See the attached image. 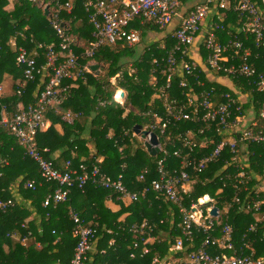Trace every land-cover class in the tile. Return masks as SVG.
I'll return each instance as SVG.
<instances>
[{
    "label": "trees",
    "instance_id": "trees-1",
    "mask_svg": "<svg viewBox=\"0 0 264 264\" xmlns=\"http://www.w3.org/2000/svg\"><path fill=\"white\" fill-rule=\"evenodd\" d=\"M85 2L75 0L71 13L63 12L62 18L75 39L73 48L80 56V63L96 64L99 71L86 73L83 79L64 81L63 87H68L67 97L60 106L45 114L51 126L37 135V146L58 169H63L68 161L74 169L84 165L91 171L97 166L112 179L123 175L124 185L131 193H139L146 188L150 192L144 199L130 201L89 183L84 190L71 189L66 202L44 207L45 200L55 193L58 185L43 182L38 165L26 156L25 149L8 129L0 128V200L14 202L12 209L0 214V264H69L77 245L71 211L78 212L86 223L97 229L98 253L94 264H152L157 255L168 257L171 246L181 236L178 228L180 216L176 207L151 191L152 182L159 177L158 162L166 159V168L173 175L174 171L184 170L181 158L175 156L176 152L182 157L200 160L209 156L228 137L221 134L218 122L203 121L204 111L200 109L194 120L173 122L164 136L155 131L162 152L151 157L144 142L134 134V127H144L146 123L152 126L155 124L153 115L166 119L165 98L176 108H185L187 113L193 114L203 94L211 91L215 108L226 103V95L235 101L230 122H238V117L245 116L234 134L237 139L240 132L252 127L254 122L264 125L259 118L264 95L253 80L233 79L207 70L209 52L204 44L197 47L192 60L181 53L176 54L178 62L194 63L197 71L194 76L185 78L174 74L169 86L166 60L175 41L170 35L164 38L166 30L143 18H138L128 28L139 33L137 44L130 46L120 41L99 48L93 59L85 58L84 54L94 42V28L85 12ZM8 5L9 0H0V83L5 74L20 83L25 80L24 68L17 65L18 48H24L36 60L37 70H41L24 89L18 84L13 95L0 100V113L5 106L7 113L13 116L22 106H33L37 102L46 76L42 68L47 65V49L40 46L54 44L58 51L59 38L37 4L16 0L12 11L6 10ZM221 14L226 34H217L218 41L226 44L229 39L238 38L244 42L252 54L249 63L258 72H264V49L255 46L253 36L235 33L240 26V15L235 12ZM13 40L16 41V50L11 46ZM141 43H145L142 53L137 48ZM153 76L156 84L152 83ZM19 90L21 95L17 94ZM119 90L126 93L123 105L114 101ZM67 112L77 115L73 124L63 121ZM57 126L63 129V134L58 133ZM90 143L95 147L93 156L89 155ZM239 149V164L245 166V178H238L236 165L223 172L232 160L227 150L203 174L187 169L191 190L184 195V204L189 208L202 197L210 196L220 214L215 236H220L222 229L229 225L233 229V244L238 252L264 258V191L260 186L264 184V146L248 144L245 149L242 146ZM57 151L61 152L62 166L53 157ZM99 158L103 161L98 162ZM145 170L148 173L143 175ZM28 180L37 182L35 190L23 188L22 183ZM109 199L120 206L119 211L113 212L106 206ZM258 201L262 203L258 212L247 211L248 205ZM211 206L205 204L201 208L206 212ZM126 214L131 217L120 221ZM257 216L262 217L260 222H256ZM144 222L148 226L145 234H135L133 227L140 228ZM252 227L254 230L250 231ZM150 236L155 241L145 246L143 242ZM111 241H114L112 246ZM203 241L204 235H197L195 248ZM134 244H137L136 249ZM246 245H250L252 251ZM144 248L149 249L148 254L143 255ZM102 251L105 253L101 254ZM209 251L213 255L222 253L217 248ZM133 254H136L135 258H131Z\"/></svg>",
    "mask_w": 264,
    "mask_h": 264
},
{
    "label": "built area",
    "instance_id": "built-area-1",
    "mask_svg": "<svg viewBox=\"0 0 264 264\" xmlns=\"http://www.w3.org/2000/svg\"><path fill=\"white\" fill-rule=\"evenodd\" d=\"M29 1L37 4L44 12L45 10L48 11L47 17L50 26L59 38V50L57 51L54 44L40 46V48L47 49V65L42 68L46 72V76L45 81H43V89L37 96V102L33 106H22L18 113L13 116H10L5 106H2L0 128L8 129L10 134L25 149L26 156L38 165L43 182L58 185V189L54 194L47 197L43 206L50 207L64 203L68 200L71 189L77 187L84 190V187L89 183L126 200L138 201L140 198H146L150 189L146 188L139 193L129 192L124 185L123 175L112 179L101 172L97 166H94L91 171L84 165H81L79 169H74L69 161L63 169H58L54 162L47 160L38 148L37 135L47 131L49 127L45 114L48 110L60 106L67 97L68 87H63L64 81L83 79L86 73H92L90 66L94 64L83 65L80 63V56L74 52L73 48L75 39L68 32L66 23L62 18L63 12L71 13L75 0ZM84 8L85 12L88 13L90 24L94 28V42L84 54L87 59H93L95 52L106 45H114L120 41H125L130 46L137 44L140 41L139 33L128 28L132 22L138 18H143L161 30H166L164 38L170 35L175 41V45L169 51L166 60L170 73L167 79L169 86L174 74H179L185 78L186 76H194L197 71V66L194 63L178 62L176 54L181 53L192 60L198 51L197 47L204 44V48L209 52L207 58L209 68H206L207 70L233 79L253 80L258 91L264 95V72H258L249 63L252 54L245 47L244 42L238 38H233L229 39L226 44H222L217 39V34H226L225 28L222 26L224 17L221 12H235L240 15V26L237 27L235 33L241 36H253L255 46L264 49V0H86ZM183 8L185 12L180 13ZM176 19L178 24L171 30L170 27ZM163 48L165 47L163 46ZM17 52V65L24 68L25 76V80L19 83V87L24 89L28 82L34 80L36 73H41V70H37L36 60L31 58L24 48H18ZM155 82L156 79L153 76L152 83L156 84ZM182 85L185 86V84ZM21 92L19 90L17 94L21 95ZM4 93L5 89L0 83V100ZM212 94L213 91L203 94V99L193 114L187 113L185 108H176L165 98L166 119L153 115L155 124L151 126L146 123L143 127L150 134L158 131L161 136H164L173 122L194 120L201 109L204 111L202 120L218 122L221 134L228 137V139L220 142L209 156L200 160L188 159L176 152L175 156L181 158L184 170L174 171L173 175L166 168V159L158 162L159 177L158 180L152 182L151 191L161 195L172 207L178 209L180 216L178 228L181 231V236L171 246L168 257L161 258L157 255L152 264H179L178 261H174L175 256L179 253L187 255L184 264H264V258H254L252 255L238 252L233 244L231 226L226 225L220 236H215L220 224V214L218 211L216 218L210 215L211 210L215 208L213 206L214 201L210 196L206 195L207 200L204 199L206 196L202 197L198 203H192L189 208L184 204V195H187L191 190V181L187 169L203 174L212 164L217 163L224 152L228 150L232 160L223 172L236 165L239 170L238 178L243 180L245 178V166L239 164V148L242 146L245 149L248 144H262L264 146V125L259 126L254 122L252 127L241 131V136L237 139L234 134L238 132L240 123L246 119L245 116L238 117V122H230L235 101L226 95V103L215 108ZM125 99L121 96L120 102L114 101L123 105ZM190 103L192 104V101ZM237 111L240 109L237 108ZM76 118V114L67 112L63 116V121L73 124ZM259 118L264 122V105ZM149 140L150 135L146 141ZM159 149L162 152L161 143ZM147 173L148 171L145 170L143 175ZM140 179L142 180L143 176ZM22 186L24 189L35 190L38 184L34 180H28L23 182ZM205 204L212 205L206 212L201 208ZM261 204L258 201L248 205L247 211L258 212ZM13 207V200H0V214L6 213ZM70 217L74 223L73 236L77 239V245L69 264H89V255L93 252L98 240L97 229L86 223L76 211H71ZM255 219L256 222H260L262 217L257 216ZM146 228L148 226L144 222L140 228L138 226L133 227V232L143 235ZM253 230L254 227L250 229V231ZM199 234L204 235V241L198 248H195L194 243ZM152 242H154V238L150 236L143 243L147 246ZM113 244L114 241L110 243V246ZM134 247L137 248V244H134ZM211 248L220 249L222 253L213 255L209 251ZM246 248L252 251L250 245H246ZM187 249L189 252H186ZM101 253L104 254L105 251ZM148 253L149 249L144 248L143 255Z\"/></svg>",
    "mask_w": 264,
    "mask_h": 264
},
{
    "label": "crops",
    "instance_id": "crops-1",
    "mask_svg": "<svg viewBox=\"0 0 264 264\" xmlns=\"http://www.w3.org/2000/svg\"><path fill=\"white\" fill-rule=\"evenodd\" d=\"M15 3H16V0H9V5H8V7L6 8V10H8V11H12V10L14 9ZM184 12H185V9H184V8L181 9L180 13H184ZM212 18H213V17H212ZM210 19H211V18H210ZM177 24H178V20L176 19V20L172 23L170 29H171V30L174 29V28L177 26ZM11 46L13 47V49L16 50V41H15V40L11 41ZM19 83H20V81H14L13 78H12V76H10V75H8V74H5V75L3 76V79H2V82H1V84L3 85V87H4V89H5V93H4V95H3L2 98H3V99H5V98H9L11 95H13V94H14V87L17 86ZM119 91H121V90H119ZM117 92H118V91H117ZM121 96L126 98V93H125L124 91H121ZM251 118H252V117L248 118V122H249V124H250V119H251ZM48 124H49V127H50V126H51V123L48 122ZM49 127H48V129H49ZM48 129H47V130H48ZM56 129H57L58 133L63 134V129H62L60 126H57ZM142 141H143V140H142ZM88 148H89V151H90L89 155H90V156H93L94 153H95V147H94V145H93L92 143H90V144L88 145ZM53 157H55V160L60 161L59 163H60L61 166L63 165V161L60 159V157H61V152H60V151L55 152ZM59 159H60V160H59ZM102 161H103V158H99V159H98V162H102ZM19 201L22 203L21 198H20ZM105 204H106V206H107L110 210H112L113 212H117V211L120 210V206L117 205V204H116L114 201H112L111 199H109L108 201H106ZM130 217H131V216L128 215V214L123 215V216L121 217L120 221H126V220H128ZM98 241H99V239L96 241L95 248H94L93 252L91 253V257H90L89 264H94V257H95V255L98 253V250H97V247H98ZM154 241H155V239H154ZM111 242H112V241H111ZM111 242H110V243H111ZM134 248H135V247H134ZM135 249H136V248H135ZM102 252H103V251H102ZM101 254H102V253H101ZM135 255H136V254L131 255V258H135ZM186 258H187V255H186L185 253H183V254H180V253H179V254H177V255L175 256L174 261H178L179 264H184V263L186 262Z\"/></svg>",
    "mask_w": 264,
    "mask_h": 264
},
{
    "label": "water",
    "instance_id": "water-1",
    "mask_svg": "<svg viewBox=\"0 0 264 264\" xmlns=\"http://www.w3.org/2000/svg\"><path fill=\"white\" fill-rule=\"evenodd\" d=\"M44 13L45 16H48L49 14L47 10H45ZM90 70L91 72H98L99 66L94 64L90 66ZM134 134L136 136H139L141 140L144 141V147L146 148L147 152L151 157H156L161 153V150L159 149L160 141L155 134H150L148 131H145L142 126L139 125L134 127ZM149 135H150V140L146 141ZM210 215L215 218L218 217V209L213 208L211 210Z\"/></svg>",
    "mask_w": 264,
    "mask_h": 264
},
{
    "label": "rangeland",
    "instance_id": "rangeland-1",
    "mask_svg": "<svg viewBox=\"0 0 264 264\" xmlns=\"http://www.w3.org/2000/svg\"><path fill=\"white\" fill-rule=\"evenodd\" d=\"M137 48L139 49V51H140V53H142L143 51H144V48H145V43H141V44H139L138 46H137ZM103 71H105V70H103ZM114 82V81H113ZM133 113H135V112H133ZM139 137V136H138ZM139 139L141 140V138L139 137ZM142 141V140H141ZM260 186H263L264 187V184H261ZM263 187H261L262 188V190L261 191H264V188Z\"/></svg>",
    "mask_w": 264,
    "mask_h": 264
},
{
    "label": "clouds",
    "instance_id": "clouds-1",
    "mask_svg": "<svg viewBox=\"0 0 264 264\" xmlns=\"http://www.w3.org/2000/svg\"><path fill=\"white\" fill-rule=\"evenodd\" d=\"M121 91H122V90H121ZM121 91H118V92L116 93L115 97H114V100H116L117 102H120V101H121ZM204 199L207 200L208 197L206 196Z\"/></svg>",
    "mask_w": 264,
    "mask_h": 264
}]
</instances>
